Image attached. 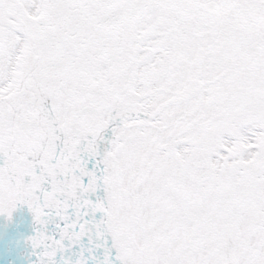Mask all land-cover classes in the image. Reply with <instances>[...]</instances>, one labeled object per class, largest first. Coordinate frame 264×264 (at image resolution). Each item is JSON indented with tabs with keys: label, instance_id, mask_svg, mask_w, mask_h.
Returning a JSON list of instances; mask_svg holds the SVG:
<instances>
[{
	"label": "snow or ice",
	"instance_id": "6c2138e0",
	"mask_svg": "<svg viewBox=\"0 0 264 264\" xmlns=\"http://www.w3.org/2000/svg\"><path fill=\"white\" fill-rule=\"evenodd\" d=\"M30 264H264V0H0V216Z\"/></svg>",
	"mask_w": 264,
	"mask_h": 264
},
{
	"label": "bare ground",
	"instance_id": "6f19581e",
	"mask_svg": "<svg viewBox=\"0 0 264 264\" xmlns=\"http://www.w3.org/2000/svg\"><path fill=\"white\" fill-rule=\"evenodd\" d=\"M28 209L26 206H20L17 213H16V219L15 222H18L16 226V235H15V247L10 248V264H24L25 260L20 255L21 250L24 252V257L27 258V260L30 262V253L31 249L27 245L26 241L29 239L28 237V225L30 226V222L28 223ZM32 218V224H33V217ZM34 231H31V235L33 236ZM9 264V263H4ZM30 264V263H29Z\"/></svg>",
	"mask_w": 264,
	"mask_h": 264
},
{
	"label": "rangeland",
	"instance_id": "374dc122",
	"mask_svg": "<svg viewBox=\"0 0 264 264\" xmlns=\"http://www.w3.org/2000/svg\"><path fill=\"white\" fill-rule=\"evenodd\" d=\"M20 206H18L17 210L13 213V217L11 221H8L5 217L0 216V264H4L7 263L6 258H7V244L11 241L12 237H13V232H14V227L15 225H17L18 222H15L16 219V213L18 211ZM29 211V210H28ZM32 214L30 212H28V223L30 224V226L28 225V237L30 238L31 236V231H34V225L32 224V218H31ZM22 258L25 260L24 264H29L30 262L27 260V258H25L24 256H22Z\"/></svg>",
	"mask_w": 264,
	"mask_h": 264
}]
</instances>
